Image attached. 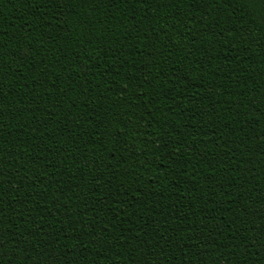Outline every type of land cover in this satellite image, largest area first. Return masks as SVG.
Masks as SVG:
<instances>
[{
	"label": "trees",
	"instance_id": "1",
	"mask_svg": "<svg viewBox=\"0 0 264 264\" xmlns=\"http://www.w3.org/2000/svg\"><path fill=\"white\" fill-rule=\"evenodd\" d=\"M0 264H264V0H0Z\"/></svg>",
	"mask_w": 264,
	"mask_h": 264
}]
</instances>
